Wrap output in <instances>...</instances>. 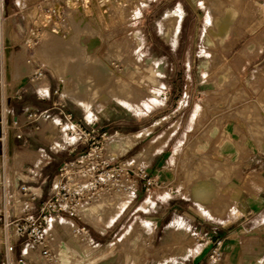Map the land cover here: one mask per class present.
I'll list each match as a JSON object with an SVG mask.
<instances>
[{
	"label": "rangeland",
	"instance_id": "374dc122",
	"mask_svg": "<svg viewBox=\"0 0 264 264\" xmlns=\"http://www.w3.org/2000/svg\"><path fill=\"white\" fill-rule=\"evenodd\" d=\"M69 1L1 0L0 54L6 61L3 95L6 99L21 89V97L10 101L17 114L49 108L58 98L74 121L95 129L94 138L71 153L50 147L49 140L61 142L56 126L59 116L52 109L55 116L42 131L47 141L31 140L29 147L16 150L14 159L26 161L24 166L35 164L32 175L43 181V200L50 195L60 164L87 151L91 141L102 145L109 168L134 167L132 159L146 147L155 148L160 136L173 127L167 145L166 139L136 162V166H147L149 175L158 178L157 184L146 191L130 174V180L121 179L122 186L108 185L84 206L80 220L74 221L86 224L92 241L81 244L63 228L60 236L78 253L72 264H132L136 252L137 264H159L160 254L174 257L171 252L185 238L181 245L194 243L193 250L166 264H204L209 252L196 263L207 248L197 252L205 243L204 234L211 226L236 217L231 199L236 187L230 185L236 162L244 165L245 176L263 181L259 189L264 187L260 146L264 138V0ZM213 1L218 7L212 15H221L218 9L228 4L236 11L221 39L210 31L207 7ZM36 68L43 69L45 78L31 83L30 74ZM63 83L71 94L91 84V105L80 106L65 96ZM116 90L118 94L124 90L121 97ZM37 91L45 98L38 97ZM140 134L144 135L130 146L122 140ZM224 142L232 148L224 149ZM161 165L170 168L165 179H160ZM200 169L220 184L213 218L186 196ZM126 204L112 223V212L117 215ZM231 204L233 210L228 211ZM174 221L189 232L180 241L176 235L175 246L167 248L162 242ZM134 223L139 233L129 235ZM213 231V238L222 235Z\"/></svg>",
	"mask_w": 264,
	"mask_h": 264
},
{
	"label": "built area",
	"instance_id": "2783aa9c",
	"mask_svg": "<svg viewBox=\"0 0 264 264\" xmlns=\"http://www.w3.org/2000/svg\"><path fill=\"white\" fill-rule=\"evenodd\" d=\"M5 64L0 54V264H72L74 255L69 253L68 244L60 236L63 223L80 220L82 206L91 202L108 185H121L123 177L130 180L127 177L132 174L146 191L158 183V178L149 175L144 165L125 168L115 165L109 168V160L102 155V145L91 141L87 151L60 164L51 184L50 195L40 200L43 181L39 182L32 175L36 166L33 163L24 166L26 161H16V150L29 147L31 140L47 141L42 131L55 116L52 109H56L59 116L56 126L61 142H58V147L54 140H49L50 147L71 153L92 140L94 135L91 136V133L95 129H87L80 121H74L72 113L65 112V104L58 98L51 101L49 108L25 109L19 114L15 113L9 102L14 96L21 97V89L4 98L2 72L4 70L6 73ZM44 78L43 69L36 68L31 72L29 81L39 82ZM38 94L43 92L37 91ZM38 97L45 98V95ZM104 135L105 132H102L101 138ZM63 136L68 139L65 140ZM131 181L135 182L136 179ZM118 186L116 189H119ZM133 189L134 186L131 187ZM71 234H75L81 244L92 241L85 223H74L70 232L66 233L67 236ZM222 243L221 238L211 241L208 262L205 264L222 260Z\"/></svg>",
	"mask_w": 264,
	"mask_h": 264
},
{
	"label": "crops",
	"instance_id": "0c3cea01",
	"mask_svg": "<svg viewBox=\"0 0 264 264\" xmlns=\"http://www.w3.org/2000/svg\"><path fill=\"white\" fill-rule=\"evenodd\" d=\"M231 5L232 4L230 5L228 4V5H224L220 7L218 10L219 11L221 10V15L219 14L212 15L213 9H215V7H218L217 2L213 1L212 3L208 4L207 8L211 16V19L209 21L211 25L210 31L214 34V36L218 37L219 39H221L222 36L230 29V23L233 19L234 13L236 12L234 9H229ZM262 5L264 7V3ZM179 19L180 18L177 17V20L175 23L179 24L178 22ZM215 24L220 25L219 30L215 28ZM18 34L19 33H17V35ZM167 36H169V34ZM209 57L213 58V55L209 54ZM214 59H215V56H214ZM80 106H84L88 108L89 104L80 105ZM86 117L84 116V119L89 120V118L87 117L86 119ZM173 130L174 128L171 127L167 131H165L160 136V138L155 142V145H156L155 148L146 147L140 153V155L133 158L131 162L134 163V166H136L137 160H139V157L143 153H146L148 156L154 151L152 149H156L159 143L165 142L166 139H167L166 140V145H167L173 136V135H170V133ZM144 134L123 137L122 140L124 141V143L129 145V143L127 142L134 141L135 139L143 136ZM137 142L138 140L134 142V145L137 144ZM221 145L224 149L232 148L230 144L225 143V142L222 143ZM260 146L264 150V138L261 140ZM147 150L148 152H145ZM140 160L142 159L140 158ZM147 161L148 160L146 159V163ZM236 164L238 165H235L236 166L235 171L234 169L231 170L232 177H231V183H230V185H233L234 188L236 187L234 194L231 198L234 204L236 205V215H235L236 217L230 222L219 223L218 226L216 225V226L210 227V230H208L204 234V236H206L205 243H203V245L199 247L197 252L201 251V249L206 246L207 248L203 251L200 257L197 259L196 263L200 262L203 259V257H205V255L209 252L212 239L216 240V239L221 238L223 240V243H222L223 258L219 263H215V264H264V187L262 186V188L259 189V184L260 185L263 184V181H259L258 177L245 176L244 175L245 173L242 170V168L244 167L242 162L239 163L237 161ZM152 169L153 168L150 167V172L155 173L156 170L151 171ZM169 170H170L169 167L166 169L165 167H163V165H161L160 166V172H161L160 179H163V178L165 179L166 178L165 174ZM201 172H202L201 169L197 171V175H199V177L193 181L191 188L186 192L187 194L186 196L192 199L195 205L200 210H202L203 213L213 218L215 207H216L215 199L219 193V190L221 189L220 184L217 181L209 180L208 178L205 177L206 175L204 174V172L202 173ZM129 185H131V183H129ZM121 195L122 194H119V196ZM149 198L150 197H148L146 200H149ZM128 204H126L125 206H122L121 211L115 216L112 223L117 219V217L122 213L123 209ZM227 210L232 211L233 205L232 204L228 205ZM254 217L255 219H253ZM252 220L256 222V224H250ZM177 221H174L173 224H171L167 228L166 237L162 242V245L167 248H172L173 246H175L174 240H175L176 235L178 236V241L181 240V237L185 238L186 235H188V232H189L188 229L184 227H179ZM136 228H137V225L134 223L132 227L130 228L128 234L132 235L135 233H139ZM213 230H218L219 232H221L223 237H221L222 235H220V237L213 238L214 236L211 235V233L216 232ZM147 231L150 233V230H147ZM67 232H70V231L68 230ZM246 233H249V234H246ZM183 240L184 242L180 241L178 242V245L174 247L177 250H174L173 252H171V254L174 257L166 258L165 255H169V253H161L160 256L158 257V263L166 264L169 261L175 262L177 257L184 256L189 251H192L194 243L192 242L193 243L192 245L187 244V246H182L181 244L185 243L186 238ZM188 241L191 242L189 239ZM69 253L73 255L78 254L77 251H75V249H73L71 246H69ZM138 254L139 252H136L133 255L134 257L132 260V264L138 263V257H139ZM207 262H208V256L205 258L203 263L205 264ZM88 264H109V263L108 262H101V263L90 262Z\"/></svg>",
	"mask_w": 264,
	"mask_h": 264
},
{
	"label": "bare ground",
	"instance_id": "6f19581e",
	"mask_svg": "<svg viewBox=\"0 0 264 264\" xmlns=\"http://www.w3.org/2000/svg\"><path fill=\"white\" fill-rule=\"evenodd\" d=\"M71 4H74V2L72 3L71 2V0L69 1ZM81 2H84V0H82ZM52 14V13H51ZM60 14V13H59ZM53 15V14H52ZM59 16V15H58ZM52 18V17H51ZM54 22V21H53ZM55 23H56V21H55ZM56 28L58 29L59 27H57L56 26ZM124 85V84H123ZM92 88V86H91V84H89L88 85V89H84V88H81L80 90H78L77 92H73V94H71L70 92H69V90H68V87H67V85H65V83H63V85H62V93L65 95V96H68V97H70L74 102H76V103H78V104H80V105H88L89 104V106L91 105L89 102H90V97H92L93 96V94H92V92H91V89ZM122 89V88H121ZM116 94H118V91L116 90ZM120 92H122V90L120 91ZM122 93H124V90H123V92ZM122 93H120V94H118V97H121V94ZM122 100V99H121ZM53 128V127H52ZM53 131V130H52ZM57 132V131H56ZM56 134V133H55ZM54 137H55V135H54ZM53 137V138H54ZM63 138L65 139V140H67L68 138L66 137V136H63ZM165 139V138H164ZM52 141H53V139H52ZM128 141H129V139H128ZM55 142V145L56 146H58L59 147V143L57 142V141H54ZM127 143H129V145H131L132 143H133V141H129V142H127ZM123 150V149H122ZM117 152L119 153V152H121V148L119 147L118 149H117ZM145 152H148V150L147 151H145ZM143 160V159H142ZM141 161V160H140ZM142 163V162H141ZM120 186H122V184L120 185ZM114 188V187H113ZM126 189V188H125ZM124 189V190H125ZM106 190V189H105ZM127 191V190H126ZM125 191V192H126ZM130 192V191H129ZM104 192H102V194H103ZM119 193V192H118ZM217 193V192H216ZM102 194H100V195H102ZM196 194V193H195ZM208 194V193H207ZM204 196V195H203ZM100 197V196H99ZM95 198H98V197H95ZM94 199V198H93ZM92 199V200H93ZM86 204H84L83 206H82V208H81V211L84 209V206H85ZM100 204L98 203V204H96V207H98ZM80 211V212H81ZM115 213H117V212H115ZM116 215H113V212H112V217L114 218ZM73 225H74V222L73 221H71V220H68V221H66V222H64L63 223V226H62V228H63V230H65V232H67L68 230L70 231L71 229H72V227H73ZM67 233H69V232H67ZM77 241V240H76ZM78 243V242H77ZM167 246V245H166Z\"/></svg>",
	"mask_w": 264,
	"mask_h": 264
}]
</instances>
